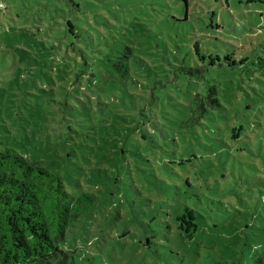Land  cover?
I'll return each mask as SVG.
<instances>
[{
    "label": "rangeland",
    "instance_id": "374dc122",
    "mask_svg": "<svg viewBox=\"0 0 264 264\" xmlns=\"http://www.w3.org/2000/svg\"><path fill=\"white\" fill-rule=\"evenodd\" d=\"M2 1L0 141L59 174L71 194L97 196L62 242L72 264H252L264 253L260 211L247 206L264 201V167L246 151L258 167L236 161L231 145L247 139L232 144L222 132L264 109V0H190L188 11L185 0H99L122 19L100 11L117 53L99 61L91 86L64 77L65 55L47 29L59 16L78 23L68 0ZM131 18L142 20L134 26ZM198 94L218 98L222 109L191 140L184 107ZM255 132H247L252 141ZM218 153L225 177L210 180L202 202L189 201L178 186L207 157L218 164ZM186 199L202 214L192 236L177 220ZM183 221L186 228L192 220Z\"/></svg>",
    "mask_w": 264,
    "mask_h": 264
},
{
    "label": "trees",
    "instance_id": "16d2710c",
    "mask_svg": "<svg viewBox=\"0 0 264 264\" xmlns=\"http://www.w3.org/2000/svg\"><path fill=\"white\" fill-rule=\"evenodd\" d=\"M98 1L68 0L73 13L78 16V23L72 19L62 22L63 20L59 16L55 17L54 24L52 23L47 28L55 30L56 51L58 54L65 55L62 60L64 77L70 79L75 75L78 80L87 78L90 86L92 85L90 78L96 76L94 68L97 67L99 61L110 63L111 57L117 53L114 49V42L103 37L104 28H113V26L109 23V18L104 17L100 11L103 10L109 16L113 15L114 18L122 19L107 4L102 7ZM190 2V0H185L187 11ZM6 9V4L0 0V10ZM129 11L126 10L125 14ZM82 16L84 17L83 21ZM136 20L142 19L131 18L127 22L135 26ZM81 21V25H77ZM258 32L263 33V30L260 28ZM41 45L45 48L44 50H47L48 47L43 42ZM199 53L200 49L197 48V54L199 55ZM66 57L68 60H65ZM226 58L229 60L228 57ZM211 64L215 65L214 62ZM215 91L217 93V90ZM210 94H212L211 91H209ZM207 103L211 106L208 107ZM221 109L222 105L218 98L206 99L201 94L196 95L190 106L184 107V110L189 114V121L185 123L186 128L193 127L191 134H189V130L186 131V135L188 134L186 137L192 140L195 135L193 130H197L198 127L205 129L211 124H217L215 118H211L210 114L217 110L219 115ZM262 110L264 109H258L254 114L250 113V123L244 120L235 127L226 126L222 130L223 134L228 131L231 133L232 144L241 139H247L245 145L239 147L231 145V149L236 152V161L248 164L253 168L258 166L247 161L244 158L246 155H242L241 152H250L254 156L256 164L264 167V129L262 128L264 127V117L259 113ZM258 126L262 128L261 132ZM253 131H256V141H252L247 133ZM207 137L209 139L210 134ZM215 145L221 150L220 142ZM203 147L208 151L214 150V146L206 143L203 144ZM91 148H95L94 145H91ZM23 153L12 145H6L5 142L0 141V264H72L70 253L63 248L62 242L69 229L78 221L80 214L87 210L91 212L95 208L97 196L90 192L82 193L79 196L71 194L59 174L47 169L39 162L32 161L27 154L23 155ZM215 156V159L220 161L218 164L214 161L209 162V157H207L199 169V175L194 176L193 180L183 179L182 184L178 186L179 189L181 187V190L188 189L185 195H189V201H192L195 196L202 202L201 190L210 189V180L214 179V182L217 183L220 182L221 177H225L226 166L221 164V162H225L222 161L220 153ZM192 157L194 158H186L179 164L188 165L187 163L190 164L192 159L198 158ZM165 187H170L172 191L174 185L173 183L167 184ZM260 193L263 195V188ZM258 200L260 201L255 206L251 207L249 204L247 206L255 213L260 211L258 223L264 230V201L260 196ZM185 205V211L177 220L181 222L180 230L187 236H192L198 228L195 222L197 215L202 214L200 210L187 203V199ZM188 217L192 221L184 228L182 227L183 219ZM246 226L250 227V225ZM252 264H264V253H255Z\"/></svg>",
    "mask_w": 264,
    "mask_h": 264
}]
</instances>
